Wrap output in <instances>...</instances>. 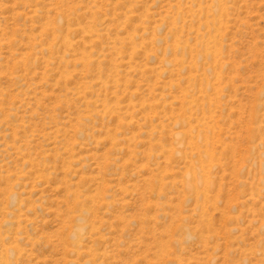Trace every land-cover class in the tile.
I'll use <instances>...</instances> for the list:
<instances>
[{"label": "rangeland", "instance_id": "obj_1", "mask_svg": "<svg viewBox=\"0 0 264 264\" xmlns=\"http://www.w3.org/2000/svg\"><path fill=\"white\" fill-rule=\"evenodd\" d=\"M0 264H264V0H0Z\"/></svg>", "mask_w": 264, "mask_h": 264}]
</instances>
